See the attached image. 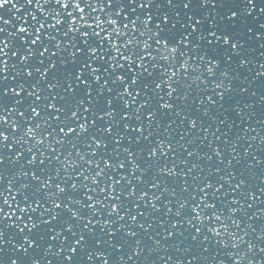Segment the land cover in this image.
<instances>
[{
  "label": "snow or ice",
  "instance_id": "1",
  "mask_svg": "<svg viewBox=\"0 0 264 264\" xmlns=\"http://www.w3.org/2000/svg\"><path fill=\"white\" fill-rule=\"evenodd\" d=\"M0 264H264V0H0Z\"/></svg>",
  "mask_w": 264,
  "mask_h": 264
}]
</instances>
